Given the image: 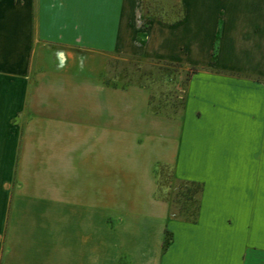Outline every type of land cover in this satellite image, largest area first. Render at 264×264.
<instances>
[{
  "label": "crops",
  "instance_id": "1",
  "mask_svg": "<svg viewBox=\"0 0 264 264\" xmlns=\"http://www.w3.org/2000/svg\"><path fill=\"white\" fill-rule=\"evenodd\" d=\"M143 1L0 0V116L29 164L0 171V264H264V0L172 21ZM112 54L193 67L180 114L107 82ZM162 163L201 183L194 220L155 196Z\"/></svg>",
  "mask_w": 264,
  "mask_h": 264
},
{
  "label": "rangeland",
  "instance_id": "2",
  "mask_svg": "<svg viewBox=\"0 0 264 264\" xmlns=\"http://www.w3.org/2000/svg\"><path fill=\"white\" fill-rule=\"evenodd\" d=\"M143 12L145 15H158L162 19L170 21L179 16L180 6L177 0H144ZM188 71L189 68L183 65L112 54L107 59L104 79L114 84L130 82L145 84L150 89L149 110L179 115ZM2 110L3 113L0 116L2 123L0 129V157L2 158L0 171L3 172L4 176L10 171H13L14 174L25 171L29 164L24 161L21 162L20 156H10L9 138L16 133L10 124L19 121L17 116L6 114L4 108ZM24 117V114L20 115L21 122L24 121ZM21 135L22 132L18 131L16 148L18 155L24 153L25 150ZM158 169L160 194L167 197L175 214L178 211L192 210L198 199L197 186L176 184L170 176L171 169L167 165H160ZM12 182L15 184V179Z\"/></svg>",
  "mask_w": 264,
  "mask_h": 264
},
{
  "label": "trees",
  "instance_id": "3",
  "mask_svg": "<svg viewBox=\"0 0 264 264\" xmlns=\"http://www.w3.org/2000/svg\"><path fill=\"white\" fill-rule=\"evenodd\" d=\"M181 15V8H180V14H179V16ZM178 16V17H179ZM167 21V20H166ZM170 21H172V20H170ZM167 63H169V62H167ZM194 70V68L193 67H190L189 68V71H188V73H187V78H188V76H189V74L192 72ZM187 80V79H186ZM108 82V81H107ZM130 83H135V82H130ZM138 84H141V83H138ZM141 85H144V86H147V85H145V84H141ZM148 87V86H147ZM149 88V87H148ZM150 90V89H149ZM150 97V96H149ZM182 108V107H181ZM153 112H156V113H161V114H163V115H167V116H176V115H174V114H165V113H163V112H160V111H158V110H154ZM160 165H167V166H169L170 167V169H171V166L170 165H168V164H160ZM159 165V166H160ZM158 166V167H159ZM158 167H157V169H156V176H155V180H156V185H155V196L156 197H158V198H161V199H163V200H167L168 201V199H167V197H165V196H163V195H161L160 194V191H159V179H160V176H159V169H158ZM170 176H171V178H172V180L176 183V184H183V185H186V184H189V185H195V186H197V190H198V193H200V189H201V183L200 182H198V181H193V180H181V179H178V178H176V177H174L173 176V173H172V169L170 170ZM198 198H199V194H198ZM197 205H198V199H197V202H196V204L194 205V207L192 208V210H190V211H178V213H177V215L178 216H180L181 218H183V219H186V220H194L195 219V216H196V211H197Z\"/></svg>",
  "mask_w": 264,
  "mask_h": 264
}]
</instances>
